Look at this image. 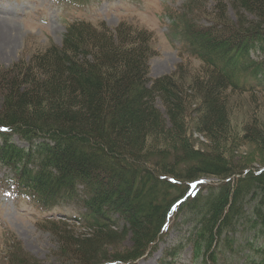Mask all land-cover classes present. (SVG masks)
I'll return each instance as SVG.
<instances>
[{
	"label": "trees",
	"instance_id": "16d2710c",
	"mask_svg": "<svg viewBox=\"0 0 264 264\" xmlns=\"http://www.w3.org/2000/svg\"><path fill=\"white\" fill-rule=\"evenodd\" d=\"M200 1L164 17L195 71L181 65L152 78V33L97 19L71 21L60 45L0 68V171L15 195L48 215L39 227L57 243V264H136L166 242L171 215L194 225L163 260L190 245L199 264H226L222 248L227 264H264V166L229 155L242 144L264 155L256 119L237 136L230 103L235 93L264 94V0H230L234 23L226 0H212V12ZM202 175L219 181L200 183ZM64 205L76 214L50 217ZM243 226L251 235L239 259ZM127 235L130 246L115 249ZM5 241L3 264H44L14 235Z\"/></svg>",
	"mask_w": 264,
	"mask_h": 264
},
{
	"label": "rangeland",
	"instance_id": "374dc122",
	"mask_svg": "<svg viewBox=\"0 0 264 264\" xmlns=\"http://www.w3.org/2000/svg\"><path fill=\"white\" fill-rule=\"evenodd\" d=\"M186 0H90L85 5L66 6L57 0H0V68L9 67L19 59H27L36 50H42L51 44L60 45L67 25L73 19L81 17L95 16L98 21H102L108 27H115L120 21H127L133 25L143 27L152 33L156 56L150 60V76L152 78L173 74L178 66H185L190 71H195L197 62H188L183 59L178 52L177 41L166 36L167 10L176 11L183 7ZM202 8L212 12L214 3L212 0L200 1ZM227 17L234 23L237 13L231 1L226 0ZM248 19L252 16L246 13ZM193 66V67H192ZM250 85V81L246 83ZM232 113L231 121L233 131L237 136L243 134L242 125L245 121L255 118L257 128L264 134V94L248 97L235 93L231 100ZM158 109L164 113L163 106L156 100ZM251 121V122H252ZM194 137L196 135L194 134ZM14 141H17L14 138ZM198 143L206 142L197 136ZM22 145V143H18ZM197 144V147H201ZM203 148V147H201ZM255 145H238L233 155L243 167H253L255 169L264 166V155ZM241 161V162H240ZM264 168V167H263ZM0 171V264L2 251L5 248V240L10 234L14 235L20 242L23 250L33 258L42 261L44 264H57L52 251L56 250L57 243L46 231L40 229L39 221L44 216L43 212H38L35 207L23 196H14V191L10 188V183ZM204 183L219 181L215 177L202 175ZM5 191H9L7 194ZM53 219H65L76 214V210L68 205L56 207L48 212ZM169 218L168 237L165 243H161L157 251L139 259L136 264H199L194 261L192 247L186 245L174 259L163 260L164 249L173 247L177 242L185 239L189 230L193 229L194 221L188 225L180 218ZM44 219V218H43ZM46 219V218H45ZM243 221V220H242ZM251 232L246 228L238 227L235 237L237 252L235 258L243 259L248 253L245 246L246 239H249ZM261 242V241H260ZM262 243V242H261ZM131 244L127 235L119 247L115 249L127 248ZM257 246V242L255 244ZM223 249L222 257L227 264L229 259L226 255L228 250ZM113 250V249H111ZM237 264V263H234ZM238 264H242V260Z\"/></svg>",
	"mask_w": 264,
	"mask_h": 264
}]
</instances>
